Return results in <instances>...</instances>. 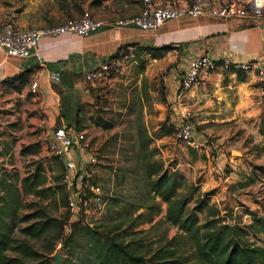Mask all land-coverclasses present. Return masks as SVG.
<instances>
[{
    "label": "crops",
    "instance_id": "obj_1",
    "mask_svg": "<svg viewBox=\"0 0 264 264\" xmlns=\"http://www.w3.org/2000/svg\"><path fill=\"white\" fill-rule=\"evenodd\" d=\"M185 1L217 5L231 0H153L162 4ZM242 1L249 3L253 14L250 17L206 14L168 20L158 29L142 30L133 24H118L120 15H129L127 19L138 15L142 0H0V26L48 28L80 18L85 12L102 21V26L89 36L74 32L42 36L33 55L26 59L10 56L0 46V169L18 170L24 176L34 170L27 166L31 159L41 157L46 166L47 143L55 129L96 127L91 116L92 106L98 104L101 95L100 82H91L86 75L109 64L108 58L121 46L170 44L176 48L167 55L173 51L180 55L179 62L165 76L166 105L172 110L173 120L179 118L183 107L193 110L196 139L202 144L199 150L184 146L188 148L185 158L172 151L176 169L190 174V181L195 183L197 176L204 174L205 179L196 183L203 190L222 185L226 189L227 183L239 177V166L246 170L253 167L243 164L241 158L229 157L223 147L217 149L213 141L203 138V132L224 140L239 135L261 136L264 126V93L257 87L255 74L244 73V79H240L237 72L221 65L222 59L227 58L239 63L258 60L264 64V0ZM201 55L221 60L220 66L203 74L198 84L178 98L180 78L190 62ZM22 73L27 74L28 80L20 90L4 84ZM54 74H59V81L53 79ZM35 82L39 85L37 93L32 91ZM65 93L71 96L70 115L65 114ZM113 119L109 117V121ZM201 153L208 159L203 160ZM227 164L236 173L222 172ZM46 172L49 174L48 168ZM92 173L99 171L94 169Z\"/></svg>",
    "mask_w": 264,
    "mask_h": 264
},
{
    "label": "rangeland",
    "instance_id": "obj_2",
    "mask_svg": "<svg viewBox=\"0 0 264 264\" xmlns=\"http://www.w3.org/2000/svg\"><path fill=\"white\" fill-rule=\"evenodd\" d=\"M247 6L252 11L249 3H247ZM127 16L129 15H120L119 20L127 19ZM113 18L117 19V17ZM129 51L131 54L128 58L124 57V59L115 62L120 72L115 77L100 81L101 95L99 96L98 104L94 105L97 108L92 106L94 119L102 118L108 121L111 116L116 119L115 128L112 131H104L105 129L97 124H95L96 127L94 129L87 128L92 144L98 148V159L100 162L90 166L87 164L88 153L80 155V161L83 164L82 169H79L80 175H85L86 170L91 173L92 170L98 169L99 173L92 174V178L101 187L104 197L108 199V204L100 216L79 215V220L82 221L81 225L90 224L92 227H99L102 230L120 225L121 228L116 233H120L125 242L135 241L136 243L140 241L145 246L144 250L154 251L165 245L169 239L176 237L178 229L166 221L167 205L165 203H162L160 209L149 210L145 207L161 200L159 198L155 199L153 195H149L147 192L143 168L134 154V137L138 124L143 121L150 136L153 138L150 149H157L154 159H163L165 165L173 170L176 169L177 161L172 156L174 153L172 151L178 152L181 157H186L184 152H188V148L184 147L181 139L175 133L163 137L159 135V128L163 121L167 119L168 125L177 121L176 118L175 120L171 119L172 110L169 106L162 103L161 93L165 89V76L179 62L180 54L173 51L171 55L166 53L164 57L155 61V59L138 48H131ZM138 54H140V58L136 56ZM143 65L145 71L141 73ZM111 69L112 66L110 67V74ZM113 72L116 74V71ZM144 76L148 79L149 96L144 99V112L142 113L139 97L141 95V81ZM69 98L71 96L65 93L63 103L65 114L67 115L72 114L69 111L71 109ZM131 102L135 103V107L128 110ZM198 127L200 128V126ZM262 129L261 136L258 134L239 135L218 140L220 137L207 135L203 132V138L208 139L209 142L213 141L217 145V149L223 147L229 157L241 158L243 164L252 167L264 166V126ZM136 149H138V146ZM230 149L239 150L242 155L230 152ZM201 157L203 160L208 159L202 153ZM39 161H42L41 157L39 159H31L27 166L34 168ZM8 163L10 165L13 164L10 160H8ZM45 163L46 166L44 168L45 170L46 168L49 169V174L46 173L51 179L54 176L52 170L57 175L60 166L57 165L54 155L51 153L45 157ZM240 167L237 170L239 177H235L233 182L227 183L226 189L222 185L209 190L216 189L215 194L211 198V204L222 209L224 215H228V219L232 220L235 217L237 220H242V223L248 224L251 216L246 214V209L251 208V210L264 215V174L254 172L253 169H240ZM178 170L184 176L182 192L189 191L190 185L199 183V181L202 182L205 179L204 174H201L197 176L195 183L192 180L190 181V174H185L180 168ZM222 172L231 174L236 173V170L233 166L227 164L222 167ZM250 179H253L254 182L245 186ZM75 181L78 184L80 183L77 176ZM196 185L201 188V192H198L196 196L208 191L203 190L200 184ZM33 200L34 198L30 196L27 203ZM39 205L46 208L48 215L62 220L70 216V224L65 228V234L68 235L71 232L70 225L76 221V218L74 216L71 217V212L63 203L62 194H59L55 199L46 198L40 201ZM31 209L25 208L22 213H29L32 211ZM225 209L228 212H225ZM141 213L142 215H140ZM150 217L154 218L153 222H150ZM201 217H206L205 212L201 214ZM21 225L24 226L26 224L23 223ZM14 236L15 245L21 242L30 245L33 250L41 255L38 260L43 261L45 264H55L53 256L56 253L63 255L61 264L93 263L88 258L87 250L74 251L71 246L66 248L63 241H54L53 235L33 239L25 237L17 230ZM253 238L255 239V237ZM78 243L83 247L86 239L79 237ZM190 250V243L182 239V253L188 256ZM8 254L28 262H34L35 260L15 250H10Z\"/></svg>",
    "mask_w": 264,
    "mask_h": 264
},
{
    "label": "trees",
    "instance_id": "obj_3",
    "mask_svg": "<svg viewBox=\"0 0 264 264\" xmlns=\"http://www.w3.org/2000/svg\"><path fill=\"white\" fill-rule=\"evenodd\" d=\"M131 48H138L151 58L159 59L176 47L170 44L160 47L143 46L138 43L123 45L108 58L109 72L112 66L110 78L120 72L115 62L124 57L128 58ZM136 56L140 58V54ZM229 70H234L240 79H244L243 71H235L232 68ZM113 71H116V74ZM144 71L143 65L141 73ZM27 80V74L22 73L4 84L8 88L20 90ZM147 83L148 79L144 76L139 97L142 113L144 99L149 96ZM161 96L162 103L167 104L166 86ZM132 104L131 102L128 110L135 107V103ZM113 118L114 121H106L91 116L94 123L106 130L115 127L116 119ZM81 129L82 127L78 130ZM174 132L175 126L172 123L168 125L167 119L161 123L160 137L172 135ZM152 139L147 127L141 121L134 137V154L143 168L148 194L161 200L145 207L149 210L160 209L162 203H165L167 205L165 218L178 229L176 237L169 239L165 245L154 251L144 250L145 246L140 241L125 242L121 234L116 233L121 228L120 225L102 230L90 224L81 225V220L72 223L71 232L66 235L65 228L70 224V216L62 220L48 215L46 208L39 205L40 201L46 198L55 199L62 194L63 203L71 212V217L73 216L69 205L72 189H69L62 180L65 165L60 158L54 156L60 169L57 175L52 170L54 176L51 179L42 161L37 162L34 170L24 176H21L18 170L0 169V264H45L38 260L41 255L30 245L24 242L15 245L14 235L17 230L25 237L33 239L53 235L54 241H63L66 248L71 246L74 251L87 250L88 258L93 261L92 264H264V215L251 208L246 209V214L251 216V220L248 224H244L235 217L232 220L228 219V215H224L222 209L211 204L216 189L196 196L201 192V188L192 184L189 191L182 192L183 174L178 169L171 170L163 159H154L157 149H150ZM253 171L264 174V166H255ZM252 182L254 180L250 179L245 186ZM30 196L34 200L27 203ZM25 208H32V211L24 214L22 210ZM224 211L228 212L226 209ZM203 212L206 215L204 218L201 217ZM153 219L150 217V222H153ZM23 223L26 225H21ZM79 237L86 239L83 247L78 243ZM182 239L190 243L191 250L188 256L181 251ZM10 250L22 252L35 260L28 262L17 256H10L8 254Z\"/></svg>",
    "mask_w": 264,
    "mask_h": 264
},
{
    "label": "built area",
    "instance_id": "obj_4",
    "mask_svg": "<svg viewBox=\"0 0 264 264\" xmlns=\"http://www.w3.org/2000/svg\"><path fill=\"white\" fill-rule=\"evenodd\" d=\"M143 7L140 13L129 19H124L118 24H133L142 30L158 29L168 20H177L185 17H199L213 15L218 17H250L252 11L248 8L247 2L242 0H231L217 5H205L200 1H185L169 4L154 3L153 0H142ZM261 15V14H260ZM102 26V21L85 12L80 18L70 20L59 26L48 28H25L12 24L0 26V46L6 49L10 56L29 58L36 50L42 36L60 35L66 32H74L80 36H89ZM221 61V60H220ZM218 59L208 55H201L194 58L188 70L180 78V86L177 97L182 98L184 93L198 84L203 74L212 73L220 66ZM221 65L226 69L241 70L244 73L253 72L259 91L264 93V64L260 61H249L245 63L233 62L231 59H222ZM109 65L90 71L86 77L91 82L108 80ZM234 71V70H233ZM53 79L59 81V74H54ZM38 83L32 85L33 93H37ZM193 110L183 107L178 114L179 118L175 123V135L181 139L186 147L196 150L201 149L202 144L196 139L195 128L192 122ZM87 130H78L70 126H61L55 129L48 143L49 154L60 158L64 165L63 182L69 187V205L73 216L79 220L80 216H100L105 211L108 199L103 195L101 187L92 178V171H85L80 175L82 169L80 155L88 153V165L98 164V148L92 144ZM76 176L80 183H76ZM77 193L79 196L77 197Z\"/></svg>",
    "mask_w": 264,
    "mask_h": 264
},
{
    "label": "water",
    "instance_id": "obj_5",
    "mask_svg": "<svg viewBox=\"0 0 264 264\" xmlns=\"http://www.w3.org/2000/svg\"><path fill=\"white\" fill-rule=\"evenodd\" d=\"M233 153H236L238 155H242L241 151L239 150H233L232 151ZM79 196V194L77 193V197ZM62 258H63V255L60 254V253H56L54 256H53V259L55 261V264H61V261H62Z\"/></svg>",
    "mask_w": 264,
    "mask_h": 264
}]
</instances>
